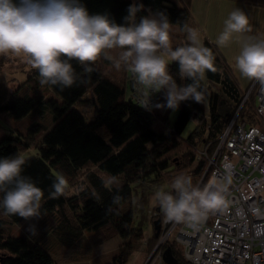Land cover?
Returning <instances> with one entry per match:
<instances>
[{
	"label": "trees",
	"instance_id": "16d2710c",
	"mask_svg": "<svg viewBox=\"0 0 264 264\" xmlns=\"http://www.w3.org/2000/svg\"><path fill=\"white\" fill-rule=\"evenodd\" d=\"M90 14L108 12L116 23H123L127 8L133 0H81ZM145 8L164 11L172 23L171 38L173 48L188 43L186 33L181 31L184 23L194 27L190 14L189 0H136ZM147 15L146 11L138 13ZM204 46L210 48L215 57V72H206L205 99L197 104L193 101L182 102L176 118L170 124V110L146 111L133 98L134 84L132 76L123 68L116 70L112 62L100 59L111 65L108 72L102 71L95 63V70L84 74L83 66L71 61L78 77L70 88L45 85L50 95L45 97L36 93L39 83L38 70L27 80L28 91L19 89L0 103V113L12 119H21L37 110L47 109L51 123L44 127L34 123L26 132L17 134L3 133L0 136V158L23 154L40 135L37 153L24 155L26 164L22 175L31 177L34 183L44 191L41 212L54 213L58 218L56 231L65 243L70 244L85 232L101 234L107 239L122 238L113 261L124 264L132 251L138 246L141 229L135 228L133 210L130 206L131 184L149 177H157L172 168V164L181 163V167L193 166L190 173L194 185H197L206 166L207 160L200 156L199 150L205 148L210 154L217 142V137L238 108L243 90L231 71L230 63L220 54L217 47L208 39H203ZM120 50H112L110 55L117 56ZM169 71L178 84L190 83L181 80L178 65L169 64ZM129 82L131 93L125 96ZM37 85V86H36ZM21 92V93H20ZM91 93L94 117L87 120L75 107L78 102L86 101L84 94ZM163 93L154 95L155 101H162ZM254 91H252L237 113V119L256 123L254 113ZM4 117V116H3ZM196 118L193 129L187 136L182 132L188 122ZM173 152V153H172ZM171 158H170V155ZM181 158V160H179ZM178 161V162H177ZM93 166L99 172L119 178V185L110 191L103 184V179L94 170L86 172L87 184L82 191L49 198L56 175L63 174L69 182L79 172ZM104 174V173H103ZM123 199L117 206L112 203L114 195ZM3 194L0 193V199ZM111 206L113 211L109 212ZM3 213V210L0 209ZM4 215V213H3ZM153 221V219H151ZM20 224L25 220L19 216L0 217V264H58L51 254L25 233L5 236V223ZM153 228V224H152ZM154 231V228H153ZM154 241H156V236ZM177 264H188L183 257L181 247L174 240H169ZM151 248V247H150ZM150 250V249H149Z\"/></svg>",
	"mask_w": 264,
	"mask_h": 264
},
{
	"label": "clouds",
	"instance_id": "9594fccd",
	"mask_svg": "<svg viewBox=\"0 0 264 264\" xmlns=\"http://www.w3.org/2000/svg\"><path fill=\"white\" fill-rule=\"evenodd\" d=\"M146 11L147 15L138 13ZM172 23L164 11L145 8L140 2L127 8L123 23H116L108 12L90 14L81 0H0V55L23 56L38 70L41 86L72 87L78 77L71 61L83 66L84 74L101 57L112 62L116 70L123 68L132 74L140 106L146 111L180 109L181 103L200 104L205 99L206 72H215V57L201 39L198 29L184 23L188 43L173 48ZM252 32L249 17L237 8L224 20L222 32L216 39L220 47L227 46L236 36L240 43L235 57V68L241 76L264 85V37L247 35ZM120 50L117 56L112 50ZM178 65L181 80L178 84L169 71V64ZM152 93H163L162 101H155ZM26 158L22 154L0 158V209L4 215L19 216L24 220L41 218L44 191L31 177L22 175ZM103 184L110 191L119 185L117 176L109 175ZM231 171L226 167L220 177L213 176L207 183L194 185L191 176L178 175L171 183V191H155L153 203L159 207L166 223L185 225L193 234L207 220L209 214L228 208ZM49 198L66 194L69 184L63 174H57ZM83 188L77 191H82ZM122 197L112 198L119 205ZM111 212V206L108 208ZM31 236L38 235L35 224H30Z\"/></svg>",
	"mask_w": 264,
	"mask_h": 264
},
{
	"label": "built area",
	"instance_id": "2783aa9c",
	"mask_svg": "<svg viewBox=\"0 0 264 264\" xmlns=\"http://www.w3.org/2000/svg\"><path fill=\"white\" fill-rule=\"evenodd\" d=\"M132 82V96L140 104L141 93L133 76ZM249 84L213 151L208 154L205 148L199 150L207 166L197 185L202 186L213 176L220 177L226 167L231 171L228 208L209 214L193 234L185 225L166 223L157 207L153 216L160 218V229L143 264H167L163 252L169 240L179 244L188 264H264V85L256 80ZM252 91L258 124L237 119ZM155 94H151L154 100Z\"/></svg>",
	"mask_w": 264,
	"mask_h": 264
},
{
	"label": "rangeland",
	"instance_id": "374dc122",
	"mask_svg": "<svg viewBox=\"0 0 264 264\" xmlns=\"http://www.w3.org/2000/svg\"><path fill=\"white\" fill-rule=\"evenodd\" d=\"M96 64L102 71L108 72V69L112 68L111 65H108L101 59H98ZM33 70L34 68L26 62L23 56H16L11 53L6 56L0 55V103L6 101L10 95L18 89L22 93L27 92V84H30L29 82L27 83V80H29V76L33 73ZM249 85L250 84L243 86V88L240 86L243 90V94ZM35 92L37 94L42 93L44 98L50 95L49 90L43 86H38ZM130 93V85L129 82H127L125 89L126 98L129 97ZM83 97L86 98V101L76 103L75 107L81 110L87 120H91L95 115L93 105L90 101L91 93L88 92L87 95L84 94ZM178 111L175 113H172L171 111L169 112L168 120L170 124H172L176 118ZM50 116V112L47 109L42 108L41 110H37L36 113L27 115L21 119H12L0 113V136L3 135V133L12 132L16 135L18 131L22 133L26 132L31 125L39 122L43 128L47 127L51 123ZM195 123L196 118H192L188 122L182 132L183 137L188 135L193 129ZM258 123L259 121L256 119V124ZM39 137L40 135H35V139L31 140L30 146L23 151L24 155L37 153L36 146L38 145ZM172 153L170 158L173 156ZM179 160H181V158ZM193 167L194 164L189 167H181L180 162L174 163L172 164V168L164 174L157 177H149L131 184L132 193L130 206L133 210L132 225L135 228L141 229V238L139 239L138 246L132 251L124 264H143L147 253L155 244L151 220L158 218L153 216V213L157 211L158 207L153 203L152 199L155 191L162 188L166 191H171V183L174 178L178 175L190 176ZM88 170H94V172L102 178L107 177V173H101L93 166L86 167L79 172L76 178L68 182V194L78 192V189L86 186V172ZM0 217H4L1 211ZM30 224L36 225L38 235H30L28 231ZM57 225L58 218L56 214H44L41 212V218L38 220L33 218L31 220H25L20 224H13L7 221L5 223V236L17 235L20 233L29 235L31 238L40 241V244L51 254L58 264H117L113 261V255L118 252V246L122 243V238L114 237L107 239L104 235L99 233L92 235V233L85 232L79 239L67 244L62 240L58 231H56ZM2 253L3 250H0V256Z\"/></svg>",
	"mask_w": 264,
	"mask_h": 264
},
{
	"label": "crops",
	"instance_id": "0c3cea01",
	"mask_svg": "<svg viewBox=\"0 0 264 264\" xmlns=\"http://www.w3.org/2000/svg\"><path fill=\"white\" fill-rule=\"evenodd\" d=\"M243 10L249 17L252 32L247 35L264 37V0H189V9L194 26L201 33V39H208L219 50L222 57L230 63L239 87L247 86V79L236 70L235 57L239 54L240 43L234 36L224 47L216 44V39L222 32L224 20L234 9Z\"/></svg>",
	"mask_w": 264,
	"mask_h": 264
},
{
	"label": "water",
	"instance_id": "95a60500",
	"mask_svg": "<svg viewBox=\"0 0 264 264\" xmlns=\"http://www.w3.org/2000/svg\"><path fill=\"white\" fill-rule=\"evenodd\" d=\"M153 228H154V236H158L159 229H160V218H155L152 221ZM163 259L167 264H177L178 260L177 258L173 255L170 246H166L163 252Z\"/></svg>",
	"mask_w": 264,
	"mask_h": 264
}]
</instances>
